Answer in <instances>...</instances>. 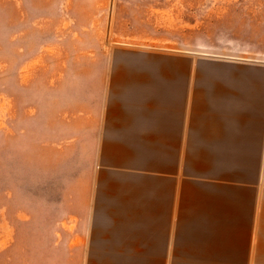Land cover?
<instances>
[{"label":"crops","instance_id":"1","mask_svg":"<svg viewBox=\"0 0 264 264\" xmlns=\"http://www.w3.org/2000/svg\"><path fill=\"white\" fill-rule=\"evenodd\" d=\"M246 62L114 51L72 206L81 238L60 243L75 263L264 264V63Z\"/></svg>","mask_w":264,"mask_h":264},{"label":"rangeland","instance_id":"2","mask_svg":"<svg viewBox=\"0 0 264 264\" xmlns=\"http://www.w3.org/2000/svg\"><path fill=\"white\" fill-rule=\"evenodd\" d=\"M120 48L264 63V0H0V264H77L60 243Z\"/></svg>","mask_w":264,"mask_h":264}]
</instances>
